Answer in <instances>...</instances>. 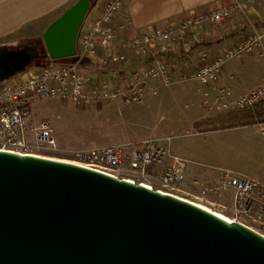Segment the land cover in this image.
I'll return each mask as SVG.
<instances>
[{"label": "water", "instance_id": "water-1", "mask_svg": "<svg viewBox=\"0 0 264 264\" xmlns=\"http://www.w3.org/2000/svg\"><path fill=\"white\" fill-rule=\"evenodd\" d=\"M91 0L43 30L49 60H77ZM41 56L0 46V82ZM0 264H264V235L185 198L70 161L0 150Z\"/></svg>", "mask_w": 264, "mask_h": 264}, {"label": "built area", "instance_id": "built-area-1", "mask_svg": "<svg viewBox=\"0 0 264 264\" xmlns=\"http://www.w3.org/2000/svg\"><path fill=\"white\" fill-rule=\"evenodd\" d=\"M124 1L104 0L97 14L84 19L76 38L75 62L51 61L45 67L26 73L24 78L0 82V150L38 155L40 149H56L57 140L51 120L34 118L32 107L36 101L59 100L76 106L109 102L124 105L140 103L151 82L155 81L163 86L173 83L164 54L176 52L183 57L189 49V35L198 36L205 24H218L233 18L237 13L248 12L253 3L263 0H230L225 6L188 13L178 23L156 26L149 32L130 34L125 40L119 41L117 29L112 26L111 20ZM263 40L264 23L210 58L205 50H200V62L196 66H191L187 58L180 61L178 80L196 81L209 86L203 92V102L209 109L240 110L262 102L264 79L238 95H234L227 86L217 85V81L220 67L225 61L240 58L255 50H259L261 56ZM125 47L134 50L144 59H152L144 61L138 68H130L125 74H111L113 59L121 64L125 62L124 55L117 51L118 48ZM210 91H213L212 96ZM169 141V136L147 137L78 148L71 151L70 162L116 178L143 183L150 189L154 188L146 177L155 175L156 172L161 186L157 190L176 195L177 184L185 179L186 161L170 152ZM122 170L137 171L139 176L136 179L120 176L119 172ZM194 184L199 187V197H195L199 198V205L207 203L222 207L210 197H225L231 200L232 212L228 215L230 221L247 226L250 225L246 222H250L264 228V184L255 177L239 174L229 168H220L215 182L199 179ZM255 230L264 235L263 231Z\"/></svg>", "mask_w": 264, "mask_h": 264}, {"label": "crops", "instance_id": "crops-1", "mask_svg": "<svg viewBox=\"0 0 264 264\" xmlns=\"http://www.w3.org/2000/svg\"><path fill=\"white\" fill-rule=\"evenodd\" d=\"M74 1L0 0V46L15 45L30 39L41 38L45 27ZM103 2L104 0H98L95 5L91 6L90 15L97 14L101 10ZM229 2L230 0H125L111 20V24L117 29V39L122 41L130 34H142L149 32L156 26L178 23L185 14L218 8L227 5ZM263 23L264 0L253 3L248 12L237 13L231 19L218 24H205L198 36L189 35V49L183 54V57L176 52L164 54L173 76V83L179 87H181L180 83H185L178 80V65L183 58H187L191 66H196L200 62L198 51L205 50L208 53V58H210L235 43L245 34L254 32ZM117 51L124 55L125 62L121 64L113 59L111 61V74H125L130 68H138L144 61L152 59L151 57L144 59L138 56L134 50L126 47L118 48ZM261 52L263 53L261 56L259 50H255L240 58L225 61L220 67L217 85L227 86L234 95H238L259 84L264 79V40ZM187 82H191V87L196 88L197 100L199 99V130L193 131L199 137V154L196 157H185L172 151L170 145L169 149L171 153L186 161L185 179L177 184L178 192L176 195L182 198L183 195L195 198L199 197V187L194 184V181L201 179L215 182L220 168L231 169L226 166L225 159L234 148L236 136L255 126V124L253 126H250L252 124L246 125L252 120L241 121L240 115L237 118L240 119L241 123L228 125L226 122L229 119H219L221 112L224 113L222 116L229 112L237 113V111L264 103V101L240 110L218 111L215 108L209 109L203 102V92L208 90L209 86L196 81L189 80ZM160 88H167V86L153 81L149 85L146 95L150 92L155 93ZM180 91H184L186 94L190 92L182 88ZM210 94L212 96L213 91H210ZM210 99H208L209 105L211 104ZM218 113L220 114L218 115ZM195 122V119H192L191 122L187 120L180 126L191 128L192 123L195 124ZM213 123L224 124L222 127L216 125L215 127L211 126ZM27 136L30 139V135ZM234 171L243 174L241 171ZM245 175H251L264 184V181L253 174ZM149 177L157 178L156 172L155 175ZM210 199L214 203L218 202L223 205L222 208L224 209L231 208V200L225 197L211 196Z\"/></svg>", "mask_w": 264, "mask_h": 264}, {"label": "rangeland", "instance_id": "rangeland-1", "mask_svg": "<svg viewBox=\"0 0 264 264\" xmlns=\"http://www.w3.org/2000/svg\"><path fill=\"white\" fill-rule=\"evenodd\" d=\"M97 1L91 0L92 6ZM90 10H88L85 20L91 17ZM38 39L41 42V38ZM28 41L9 46L21 45ZM38 68L40 66L33 61L24 71L15 73L6 80L24 78L26 73ZM184 82L179 84L181 87L171 83L167 88H160L155 93H148L141 103L127 105L109 102L102 105L76 106L59 100L36 101L32 107L34 118L50 119L57 140L56 149L43 148L38 151V155L71 161V151L78 148L135 141L147 137L169 136V145L172 151L185 157H196L199 154V137L193 131L199 130V99L197 100L196 88L191 87L192 83L186 80ZM180 88L190 92L186 94V92L180 91ZM263 110L264 103H261L249 109L237 111L236 115L226 122L228 125L241 123L237 118L240 115L241 121L252 120L246 125L252 124L250 126H253L255 124V126L236 136L234 148L232 147V152L225 159L227 167L241 171L243 174H253L262 181H264ZM222 114L224 113L221 112ZM192 119L196 120V126L193 123L191 128L180 126L187 120L191 122ZM223 124L213 123L211 126L222 127ZM119 175L136 179L139 173L133 170H122ZM146 180L154 189L161 188L157 178L147 176ZM183 198L199 203V200L192 196L183 195ZM202 205L226 217L232 212V207L224 209L215 204L204 203ZM246 223L264 233V228H260L257 224Z\"/></svg>", "mask_w": 264, "mask_h": 264}, {"label": "trees", "instance_id": "trees-1", "mask_svg": "<svg viewBox=\"0 0 264 264\" xmlns=\"http://www.w3.org/2000/svg\"><path fill=\"white\" fill-rule=\"evenodd\" d=\"M92 6V4H91ZM90 6V7H91ZM35 43L38 45V48H39V52L41 54V56H39L37 59H35L34 61L40 66V67H45L47 66L49 63H50V60L48 59V57L45 55V49L44 47L41 45L42 43L40 42V39L38 38H35L34 39ZM70 58H64V59H60V60H68ZM58 61V60H57ZM236 112H229V113H226V115L224 116H220L219 119H230L231 117H234L233 115H236L235 114Z\"/></svg>", "mask_w": 264, "mask_h": 264}, {"label": "bare ground", "instance_id": "bare-ground-1", "mask_svg": "<svg viewBox=\"0 0 264 264\" xmlns=\"http://www.w3.org/2000/svg\"><path fill=\"white\" fill-rule=\"evenodd\" d=\"M192 202V201H191ZM196 204H198V203H196ZM199 205V204H198ZM200 206H202V207H204V208H207V207H205V206H203V205H200ZM208 209V208H207ZM209 210H211V209H209ZM211 211H213V210H211ZM215 214H217L218 216H220V217H222L223 219H225V220H227V221H230V219L228 218V217H226V216H224V215H222L221 213H219V212H216V211H213Z\"/></svg>", "mask_w": 264, "mask_h": 264}]
</instances>
